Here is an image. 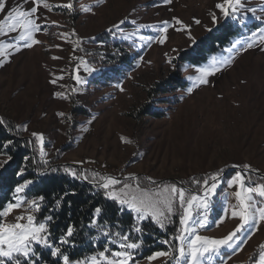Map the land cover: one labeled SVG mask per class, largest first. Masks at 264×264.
<instances>
[{
  "label": "rangeland",
  "instance_id": "obj_1",
  "mask_svg": "<svg viewBox=\"0 0 264 264\" xmlns=\"http://www.w3.org/2000/svg\"><path fill=\"white\" fill-rule=\"evenodd\" d=\"M46 2L56 6L70 0ZM71 2V10L53 7L48 11L40 6L37 15L46 16L48 25L37 34L41 44L18 53L14 49H5L0 55V61L4 62L0 67V118H3L4 126L32 141L38 155L41 145L35 142L31 133L43 134L46 159L52 165L83 168L89 175L93 171L121 178L135 174L143 185L151 188H163L173 183L178 187L198 188L193 184V178L202 184L204 177H211L221 169L225 170L223 175L230 178L237 171L247 172L243 168L247 164L251 166L252 180L264 183V51L254 47L236 54L230 64L207 77L206 85L194 87L191 93L187 91L192 86L188 77L198 75L196 68L209 65L211 60L201 66H191L178 59L182 52L195 46L188 43L187 30L197 41L210 35L203 25L211 27L210 13L218 14L215 5L222 0H172L170 4H165L164 0ZM248 2L260 15L259 7L264 5V0ZM10 3L11 6L21 4L25 9L33 6L23 4V0H10ZM81 5L89 7L90 11H83ZM125 18L129 22L114 30L115 34L106 31ZM174 18L182 24H176ZM197 19L201 21L200 25L195 23ZM132 20L136 24L131 23ZM165 21L169 22L166 34L146 28L127 41L121 36V33L127 35L136 31L141 23L156 28L163 26ZM247 24L248 27H242V34L232 39L227 48L241 35H247L258 22L249 17ZM139 35H166L167 39L161 45L155 40L139 41ZM107 40L110 47L105 43ZM12 42L11 37H0V44ZM139 43L145 46L137 47ZM224 49L222 57L218 58L228 56ZM117 50H120L119 55ZM115 57L128 58L130 62L120 67L111 63ZM169 58L175 67L167 63ZM81 60L106 75L88 76ZM77 65H80L79 74L87 81L83 85H77L73 79ZM116 68L122 70L118 79L112 72ZM61 75L64 79L58 80L57 84L50 82ZM172 76L177 82L171 81ZM169 81V85H163ZM116 83H121L124 90L115 88ZM161 85L169 92L157 93L149 99L148 90ZM73 88L79 90L74 92ZM56 92L68 98L61 99L54 95ZM147 104L160 111L162 117L137 115ZM61 112L64 116L58 115ZM233 165L239 167L233 168ZM148 177L158 185H150ZM236 190L235 186L227 188L222 183L212 198L210 211L194 210V219H203L207 215L206 226L198 228L197 234L222 238L233 230L239 219L231 216L232 207L238 206L233 195ZM196 194L202 195V192ZM26 209L27 205H24L14 211L7 221L13 222L15 216L26 215ZM179 215L180 211H177L172 217L173 224L168 225L171 228L169 234L173 231L170 237H174L180 228ZM236 242L239 249L235 254L225 248L220 256L211 261L205 259L203 264H223L224 261L227 264H259L261 246L264 245V222L258 229L245 228L238 234ZM171 243L175 245L171 250L177 256L180 242L172 239ZM163 246L166 247L164 250H170L169 245ZM149 249L143 247L138 257L140 264H175L174 259L168 258L147 261ZM145 251L148 252L146 255ZM181 264L186 262L182 260Z\"/></svg>",
  "mask_w": 264,
  "mask_h": 264
},
{
  "label": "snow or ice",
  "instance_id": "obj_2",
  "mask_svg": "<svg viewBox=\"0 0 264 264\" xmlns=\"http://www.w3.org/2000/svg\"><path fill=\"white\" fill-rule=\"evenodd\" d=\"M98 2H103V0H98ZM171 2L172 0H164L165 4ZM27 3H31L33 6L30 9H25L21 4L11 6L10 0H0V15L3 17L0 19V37H11L13 41L8 44H0V55L4 54L5 49H14V52L18 53L23 49H30L34 45L42 43L36 37L48 25L46 16L37 15L40 6L48 11H52L53 7L73 9L71 0L66 4L56 6H50L46 0H23V4ZM215 8L218 14L217 12L210 13L211 27L203 25L206 32L211 33L214 29L217 31L220 29L230 30L233 25L246 28L249 17L257 21L258 24L247 35H241L229 48L224 49L228 53L227 57H212L209 65L197 67L198 75L188 77L192 81V86L187 88L188 93H191L194 87L206 85L209 82L207 77L215 75L224 66L230 64L235 59L236 54L254 47H260V50L264 51V5L259 7L260 15L257 14L258 9L256 7L250 6L248 0H222V2L216 3ZM81 9L90 11V8L84 5H81ZM174 19L176 24H182L178 18ZM128 22V18L121 19L118 23L107 28L106 31L115 34L114 30L121 28ZM53 23L55 24V22ZM131 23L136 24V21L132 20ZM195 23L200 25L201 21L197 19ZM162 24L163 26L154 28L152 25L141 23L136 31L127 35L121 33V36L127 41L146 28H153L157 33L166 34L169 22L165 21ZM61 35L66 36L67 34L62 33ZM186 35L190 45L198 46L197 38L192 35L190 30L186 31ZM166 39V35L138 36L139 41L151 42L155 40L161 45L166 42ZM136 46L143 48L145 44L139 43ZM173 51L178 52L179 50L173 49ZM192 51L195 52L196 48H193ZM116 54L119 55V50L116 51ZM185 54L187 55V53ZM53 59H60V57H53ZM167 63L175 67L171 58L167 60ZM195 63L194 60L193 64ZM81 65H83V70L88 76L96 73L101 76L106 75L99 68L86 61L81 60ZM3 66L4 62L0 61V67ZM79 67L80 65H77V74L73 76V79L77 85H83L87 81L79 74ZM121 71L119 68L113 69V77L118 79ZM63 79L64 77L61 75L53 78L50 82L55 85L58 80ZM114 87L120 91L124 90L121 83H116ZM78 90L77 88L72 89L74 92ZM54 95L61 99L68 98L61 92H56ZM58 115L64 116V113L61 112ZM69 119L71 118L69 117ZM3 123V118H0V125ZM24 128L27 130L26 125ZM31 136L35 138L37 144L41 145L39 160L35 157L25 156L24 160L27 163L25 167L16 170L15 175L17 177L26 175L29 170L28 164L32 166L33 172H39L40 177H46L47 173L56 174L62 171L74 181L88 182L92 189L90 194L103 196L107 201L118 204L120 212L128 215L134 214L135 223L130 225L127 231L123 226L113 225L109 227L106 221L99 219L104 209L101 206H94L87 225L84 224L83 220L79 225L80 229L86 226L88 229L96 230L97 235L90 237L93 250L90 253H83L81 257L73 258L68 249L79 247L70 239L77 234V226L70 222L66 229L57 236L51 231V224L54 222L51 212L60 209L63 199L67 195H75V190H66L59 198H54L49 214L39 217L38 214L42 208L49 207L45 203L46 197L44 195L35 198L29 197L28 191L31 190L30 186L34 184V180L31 178L23 179L22 182L14 186L10 197L0 200V264H42V253L45 251L53 259L54 264H140L138 257H140L144 247L142 239L147 234L141 222L154 223L159 228L165 229L169 224H173L172 217L177 211H180V228L177 234L169 239L157 241L169 245L170 250L155 251L146 259L152 262L158 258H168L169 260L174 259L175 264H181L182 260L186 264H203L205 259L211 261L214 257L220 256L225 248L231 249L235 254L239 249V243L236 242L238 234L245 228L258 229L261 222H264V183H257L252 180L250 165L245 164L243 166L244 169L248 170L247 172L237 171L230 178L223 175L224 169L217 171L211 177H204L202 184L200 180L193 178V184L199 186L198 188L178 187L173 183L165 185L163 188L157 186L153 190L151 187L143 185L140 182V177L135 174L121 178L112 175L105 176L93 171L89 175L87 170L83 168L77 170L68 165L52 166L50 160L46 159L48 154L44 150V135L32 132ZM27 143H32V141ZM13 145V140H7L0 145V155L6 156L5 159L0 160V170L7 171L11 167L14 157L9 154L8 150ZM74 163L83 164L84 162ZM232 167L239 166L233 165ZM0 176H2V172H0ZM148 181L150 185H158V182L151 177H148ZM222 183L226 184L227 188L235 186L238 189L233 193L238 201V206L234 205L231 211L232 217L239 218L238 222L233 230L222 238H210L197 234L198 228L206 226L207 215H204L203 219H194V210L204 209L205 213L210 211L212 198ZM197 191L202 192V195H197ZM24 205H27V214L17 215L13 222H8L6 218L14 211L20 210ZM224 211L227 212L228 209L225 208ZM172 239L180 242L178 249H176L178 251L177 256H174V252L171 250L175 249V245L171 243ZM228 259H231V256ZM43 264H47V261H43ZM223 264H227V261H224ZM259 264H264V245L261 246Z\"/></svg>",
  "mask_w": 264,
  "mask_h": 264
},
{
  "label": "trees",
  "instance_id": "obj_3",
  "mask_svg": "<svg viewBox=\"0 0 264 264\" xmlns=\"http://www.w3.org/2000/svg\"><path fill=\"white\" fill-rule=\"evenodd\" d=\"M241 28L242 26L240 25H233L232 29L230 30L220 29L217 31L214 29L210 35H207L198 41V46L195 45L193 47L196 48L195 52H193V48H191L189 51L182 52L178 56V59L191 66H201L207 64L212 57H222L223 49L228 47V44L232 39H235L239 36V33H241ZM105 43L110 47L108 40ZM122 50H124L123 47ZM185 53H187V55ZM118 57L113 58L111 63L115 65L117 64V66L120 67L127 66L129 64L130 60L128 58L125 60V58L118 59ZM194 60L196 61L195 64H193ZM171 78L172 82L173 80L176 81L174 76ZM169 84L170 81L165 82L163 85L167 86ZM163 85H161V87L156 86L148 90L149 99H153L157 93H168L169 90L162 87ZM138 114L141 117L150 116L157 119L161 118L163 115L160 113V111L150 107L148 104L146 106H142L137 115ZM7 140L14 141V145L8 150L9 154L14 157V161L7 171L0 170V172H2V176H0V200H3L5 197H10L11 191L14 189V186L17 183L22 182L23 179L31 178L34 180V184L30 186L31 190L28 191V196L35 198L39 195H44L46 197L45 203L49 205V207H43L41 212L38 214L39 217H43L46 214H49L50 206L54 198H59L66 190H75V195H67L63 199L62 207L60 209L51 212L54 217V222L51 224V231L57 236L62 230L66 229L70 222L77 226V234L70 239L75 244L79 245V247L68 249L73 258L81 257L83 253H90L93 250V243L90 240V237L97 235L96 230L88 229L86 226L85 228L80 229L79 225L81 224L82 220L84 224L87 225L92 208L94 206H101L102 209H104L102 216L99 219L100 221H106L109 227H112L113 225L123 226L125 231H127L128 227L135 223L134 214L128 215L126 213L120 212L118 204L107 201L103 196H94L90 194L92 189L88 182L74 181L67 175L63 174L62 171L56 174L47 173L46 177H40L39 172H33L32 166L28 164L29 170L26 175L23 177H17L15 175L16 170L21 167H25L27 163L25 162L24 157H35V159L39 160V155L36 148L33 147L31 143H27L29 140L23 139L21 134L15 130L8 128L7 126L0 125V145H2ZM33 149H35V151H33ZM0 157L4 159L6 158L5 155H0ZM74 168L79 170L77 167ZM152 189L154 190L155 188ZM174 223H176V219ZM141 225L143 228H145L147 233L143 236L142 243L145 247H150L149 253L145 251L144 255L147 253L149 255L155 251L164 250L166 247L157 241L170 238L173 233L172 231L171 234H169L171 229L170 226H167L165 229H161L159 226L154 225V223L141 222ZM42 255L43 261H47V264H54V261L48 252L45 251L42 253Z\"/></svg>",
  "mask_w": 264,
  "mask_h": 264
}]
</instances>
